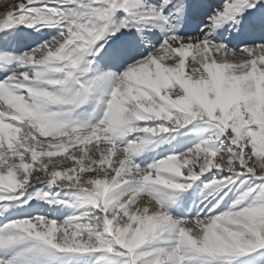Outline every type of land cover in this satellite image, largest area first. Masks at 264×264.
<instances>
[{
  "label": "snow or ice",
  "instance_id": "obj_1",
  "mask_svg": "<svg viewBox=\"0 0 264 264\" xmlns=\"http://www.w3.org/2000/svg\"><path fill=\"white\" fill-rule=\"evenodd\" d=\"M0 3V264H264V0Z\"/></svg>",
  "mask_w": 264,
  "mask_h": 264
},
{
  "label": "rangeland",
  "instance_id": "obj_2",
  "mask_svg": "<svg viewBox=\"0 0 264 264\" xmlns=\"http://www.w3.org/2000/svg\"><path fill=\"white\" fill-rule=\"evenodd\" d=\"M10 1H12V0H10ZM6 2H8V0H6ZM0 4H2L0 7L3 6V9L0 8V12H1V11H2V12H3V11H6L7 8L5 7L4 3H0ZM141 159H143V157H142ZM193 196H194V194L191 193V192L185 194V196H184L185 198H184V199L187 200V199L189 198V199L186 201V204H187V203H190V202L192 201Z\"/></svg>",
  "mask_w": 264,
  "mask_h": 264
},
{
  "label": "bare ground",
  "instance_id": "obj_3",
  "mask_svg": "<svg viewBox=\"0 0 264 264\" xmlns=\"http://www.w3.org/2000/svg\"><path fill=\"white\" fill-rule=\"evenodd\" d=\"M14 2H15V0H12V1L8 0V2H7V3H8V4H10V3H14ZM1 5H2V4H0V6H1ZM0 8H2V9H3V6H2V7H0ZM1 12H2V11H1ZM184 198H185V197H184ZM188 199H189V198H188ZM188 199H187V200H188ZM187 200H185V201H187ZM174 214H175V213H174Z\"/></svg>",
  "mask_w": 264,
  "mask_h": 264
}]
</instances>
